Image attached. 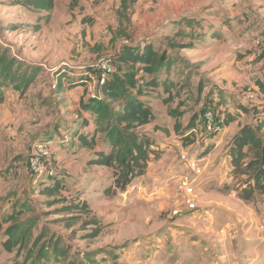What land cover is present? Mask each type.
Instances as JSON below:
<instances>
[{"label":"rangeland","instance_id":"rangeland-1","mask_svg":"<svg viewBox=\"0 0 264 264\" xmlns=\"http://www.w3.org/2000/svg\"><path fill=\"white\" fill-rule=\"evenodd\" d=\"M17 1L0 0V215L20 211L17 225H35L12 252L0 246V264H35L42 229L62 253L48 252L40 264H264L249 259L247 245L264 238V200L246 203L223 189L229 143L239 126L254 124L238 106L264 107V95L255 93L264 84V0H55L48 13ZM146 41L165 56L158 86L143 99L155 116L145 130L157 154L144 176L110 197L108 172L87 166L90 152L74 138L97 129L103 149L105 121L98 124L65 87L54 86V71L95 65L123 44ZM85 91L96 95L92 83ZM178 103L179 133L168 115ZM226 115L234 116L228 125ZM36 141L52 150L39 173L28 158ZM182 175L194 180V209L176 193ZM55 177L62 197L88 205L89 214L69 228L60 222L67 214L57 212L62 204L41 194ZM90 219L102 227L93 239Z\"/></svg>","mask_w":264,"mask_h":264},{"label":"trees","instance_id":"trees-1","mask_svg":"<svg viewBox=\"0 0 264 264\" xmlns=\"http://www.w3.org/2000/svg\"><path fill=\"white\" fill-rule=\"evenodd\" d=\"M54 2L55 0H18L17 5L33 12L48 13L52 11ZM164 61L165 56L159 55L150 41L123 44L113 57L111 73L102 83H96V95L80 101L81 109L86 112L91 110L98 124L100 119L105 121L103 128L101 127L104 133L103 149L97 148L96 134L100 132L97 129L86 133L76 132L74 138L90 152L85 164L103 168L108 172L111 185L104 189L107 196L113 197L118 192H125L136 179L144 176L151 157H156L154 140L145 130L146 126L153 123L155 116L143 99L158 86L155 75ZM95 74L92 65L88 64L83 67L71 66L64 72L54 71V78H57V88L65 86L72 89L78 86L86 90L89 87L90 75ZM256 90L255 93L264 95V84L257 82ZM165 91L170 92L169 89ZM184 94L185 92H179L178 97L181 98ZM170 100L165 102L170 103ZM182 106L178 103L176 107L168 109V115L175 120L174 130L178 133L181 125L177 120L183 114L180 111ZM238 108L243 114L252 113L254 124L239 126L229 143V182L223 189L235 192L238 199L250 203L258 198L264 200V107ZM225 118V125L234 121V116L226 115ZM193 121L184 127L185 131H192ZM81 124L82 129L88 126L86 121ZM58 129L60 128L57 127L54 132H58ZM63 187V182L55 177L51 185L42 189L41 194L52 198L51 205L62 204L57 212L67 214L60 222H64L69 228L79 217L88 215L89 210L85 202H71L62 197L60 194ZM72 213L79 215H70ZM19 215L20 211L14 210L0 215V246L5 252H12L31 236L35 222L29 220L20 227L16 224ZM86 225H92L87 238H96L102 231L97 221L90 219ZM34 250L35 264H40L48 252L62 253L60 242L47 237L44 229L35 240Z\"/></svg>","mask_w":264,"mask_h":264},{"label":"built area","instance_id":"built-area-1","mask_svg":"<svg viewBox=\"0 0 264 264\" xmlns=\"http://www.w3.org/2000/svg\"><path fill=\"white\" fill-rule=\"evenodd\" d=\"M113 57L109 56L104 60L97 62L95 65H92L93 69L96 71L94 76L90 75V83L94 84V88L96 83H102L107 75H109L112 71V63ZM71 66H68L69 68ZM67 68L62 69L61 72L67 70ZM54 80V86H56L57 82ZM89 83V85H90ZM252 97V94H249ZM29 165L31 169L37 173H39L42 169V162L44 164L48 163L52 159V150L50 149V143H46L43 141H36L33 143L29 150L28 154ZM185 159V156L181 157ZM190 170L194 173V175H200L201 169L197 165L195 161L189 162ZM44 173V172H43ZM53 169L45 171L46 175H52ZM195 192L194 180L189 175H182L176 181V193L179 197L183 199L184 204L190 209H194V204L192 203L191 196ZM176 213V212H175Z\"/></svg>","mask_w":264,"mask_h":264},{"label":"crops","instance_id":"crops-1","mask_svg":"<svg viewBox=\"0 0 264 264\" xmlns=\"http://www.w3.org/2000/svg\"><path fill=\"white\" fill-rule=\"evenodd\" d=\"M65 87V86H63ZM67 93L73 94L76 98L77 101H81L82 99H87L89 97V95L86 96L85 93H87V91H85V89L83 87H74L72 89H67ZM55 130V129H54ZM53 130V131H54ZM59 130V129H58ZM55 149V148H54ZM53 149V150H54ZM56 150V149H55ZM93 167H97V166H93ZM100 168V167H99ZM189 212H194V211H189ZM248 247L252 248L253 247V253H252V257H249V259H254L257 260L258 262L261 261L263 262L264 260V238H260V243L259 244H247Z\"/></svg>","mask_w":264,"mask_h":264}]
</instances>
